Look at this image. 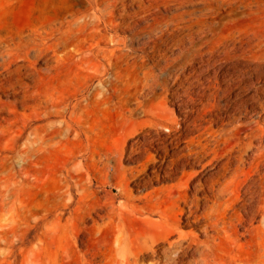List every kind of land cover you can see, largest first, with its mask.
Segmentation results:
<instances>
[{
	"label": "rangeland",
	"instance_id": "1",
	"mask_svg": "<svg viewBox=\"0 0 264 264\" xmlns=\"http://www.w3.org/2000/svg\"><path fill=\"white\" fill-rule=\"evenodd\" d=\"M219 187L210 241L173 211ZM168 228L188 264H264V0H0V264H116Z\"/></svg>",
	"mask_w": 264,
	"mask_h": 264
},
{
	"label": "bare ground",
	"instance_id": "2",
	"mask_svg": "<svg viewBox=\"0 0 264 264\" xmlns=\"http://www.w3.org/2000/svg\"><path fill=\"white\" fill-rule=\"evenodd\" d=\"M144 178L135 176L132 179H129L128 182L130 184H133L132 186H141V183L144 182ZM220 195H223V188L219 187L215 190L213 195V200L210 201V204H207L206 207L203 210H197L193 211V204L191 206L187 207L188 211L184 212L183 210L179 209V211H173V215L176 217L178 215L185 216L186 220L189 217H193L194 221L190 223L191 225L198 224L199 222H203L200 236H203L206 238V240H216L225 230L224 223L219 222L216 219L213 218V211L218 203ZM156 206L153 204H145L142 207L143 212L148 214L155 213ZM147 223L148 220L144 219ZM168 223L169 224V218H166L163 214H161V220L158 221V223L154 224H160V223ZM183 226H187L183 224ZM191 235H182L179 232H176L175 230H169V228L165 231H162L160 233L155 234L153 237L152 247H149L147 249L140 248L139 254L133 258H125L121 262H117L116 264H140L141 257L144 256L145 253L150 252L152 255H158L163 254L165 257L168 258V260L171 262V264H188L190 262L183 260L182 254L186 253V250H193L195 252L202 251V244L198 240V236L189 233ZM194 235V236H193ZM175 238L171 240V238ZM185 244V247L183 246ZM204 250V249H203ZM169 254V255H168ZM172 254L174 255L172 257ZM171 255V256H170ZM159 256V255H158ZM199 256V255H198ZM193 259L195 260V263L197 264V259L195 258L194 254L192 255ZM131 259V261H130ZM199 259V258H198ZM132 262V263H131Z\"/></svg>",
	"mask_w": 264,
	"mask_h": 264
}]
</instances>
